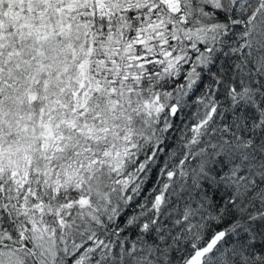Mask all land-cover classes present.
Listing matches in <instances>:
<instances>
[{
    "label": "trees",
    "instance_id": "obj_1",
    "mask_svg": "<svg viewBox=\"0 0 264 264\" xmlns=\"http://www.w3.org/2000/svg\"><path fill=\"white\" fill-rule=\"evenodd\" d=\"M96 1L0 6V264H264V0Z\"/></svg>",
    "mask_w": 264,
    "mask_h": 264
},
{
    "label": "rangeland",
    "instance_id": "obj_2",
    "mask_svg": "<svg viewBox=\"0 0 264 264\" xmlns=\"http://www.w3.org/2000/svg\"><path fill=\"white\" fill-rule=\"evenodd\" d=\"M5 0H0V6ZM8 3H11L12 0H7ZM165 7H167L171 12L175 14H179L181 12V1L180 0H159ZM97 11L102 16H110L111 15V4L110 0H97L96 1ZM64 31H61L63 33ZM46 90V89H45ZM49 94L48 91L44 93V97H47ZM30 116L26 115L22 118V125L26 126L27 132L34 135L41 131V123L38 120H34Z\"/></svg>",
    "mask_w": 264,
    "mask_h": 264
},
{
    "label": "water",
    "instance_id": "obj_3",
    "mask_svg": "<svg viewBox=\"0 0 264 264\" xmlns=\"http://www.w3.org/2000/svg\"><path fill=\"white\" fill-rule=\"evenodd\" d=\"M177 113V107L173 106L171 108V115L175 116ZM225 233H220L218 235H216L213 240L210 242V244L203 250L199 251L193 258L191 261V264H202L203 263V259L205 258V256L209 255L212 253V251L215 249V247L218 245V243L224 238Z\"/></svg>",
    "mask_w": 264,
    "mask_h": 264
}]
</instances>
